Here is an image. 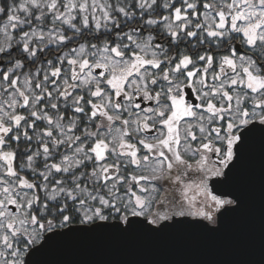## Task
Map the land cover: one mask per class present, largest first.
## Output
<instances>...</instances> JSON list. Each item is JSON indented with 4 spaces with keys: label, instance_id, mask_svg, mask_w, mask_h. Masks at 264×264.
<instances>
[{
    "label": "snow or ice",
    "instance_id": "obj_1",
    "mask_svg": "<svg viewBox=\"0 0 264 264\" xmlns=\"http://www.w3.org/2000/svg\"><path fill=\"white\" fill-rule=\"evenodd\" d=\"M257 156L264 0H0V264L220 232Z\"/></svg>",
    "mask_w": 264,
    "mask_h": 264
},
{
    "label": "water",
    "instance_id": "obj_2",
    "mask_svg": "<svg viewBox=\"0 0 264 264\" xmlns=\"http://www.w3.org/2000/svg\"><path fill=\"white\" fill-rule=\"evenodd\" d=\"M245 207L217 233L178 229L153 238L98 233L58 245L40 264H264V165L246 173Z\"/></svg>",
    "mask_w": 264,
    "mask_h": 264
}]
</instances>
